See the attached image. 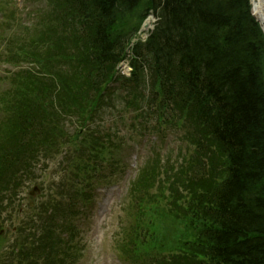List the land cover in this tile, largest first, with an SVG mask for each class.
<instances>
[{
	"label": "trees",
	"instance_id": "1",
	"mask_svg": "<svg viewBox=\"0 0 264 264\" xmlns=\"http://www.w3.org/2000/svg\"><path fill=\"white\" fill-rule=\"evenodd\" d=\"M62 2L66 8L53 14L51 31L46 26L49 33L25 46L29 58H5L12 64L28 62L34 55L29 63L46 77L28 80L29 70L11 73L12 87L5 94L9 96L1 101L5 117L0 122V213L8 195L23 182L18 172L30 168L24 157L30 143L47 137L40 150L46 153L63 144L59 139L67 121L83 123L88 101L80 73H87L88 85L97 92L125 58L130 39L151 12L157 20L154 30L131 49L132 73L124 81L137 87L146 82L154 89L155 97L145 102L140 115L152 117L157 128L169 118L176 128L183 121L179 140L191 168L161 170L155 153L141 169L128 191L131 211L134 207L137 214L117 243L120 260L122 264H264V37L251 16L250 0ZM133 16H137L134 30L125 31L123 26ZM68 92L80 101L65 96ZM58 126L59 132L54 130ZM89 136L92 151L104 153L91 132ZM88 148L85 138L76 145L82 154L90 153ZM161 187L186 197L181 203L173 199L163 206L151 205ZM160 218L167 221L171 238L181 231L183 246L154 238ZM38 221L42 225L33 228L41 229L37 240L28 246L31 228L21 224L13 247L0 251V264L71 263L60 245L61 228L53 221ZM151 243L158 250L149 248Z\"/></svg>",
	"mask_w": 264,
	"mask_h": 264
},
{
	"label": "rangeland",
	"instance_id": "2",
	"mask_svg": "<svg viewBox=\"0 0 264 264\" xmlns=\"http://www.w3.org/2000/svg\"><path fill=\"white\" fill-rule=\"evenodd\" d=\"M13 1L14 3L12 2V4H9L0 0V17L1 15H13L11 22L16 23V28H14V32H12V30L6 29L4 30V33L5 36H8V34H11L12 32L13 38L11 39V43L16 44L17 47L23 48L25 47V41L23 39H27L22 34V31L25 28L21 26V15H23V12L25 11V3L23 0ZM251 10L252 4L250 2V11ZM136 17L137 16H133L131 20L127 22V26H123L125 31L134 30ZM148 19H151V25H154L156 18L150 15L148 16ZM1 28L2 27L0 26V29ZM7 70H13V68L1 64L0 76L4 73V71ZM86 88H88V85L83 83L81 85V89L82 92L85 93L83 94L84 99L91 101V91L87 90ZM72 95L74 98H77L75 94ZM72 95L70 92H68L65 96L72 97ZM77 100L80 101L78 98ZM105 104L108 105L109 108L103 110V114H101V117L99 118L101 120V124L96 125L105 132L103 138L107 136V141L112 145H115L124 138V134L121 132V128L123 126H118L116 122H106L102 119L105 116H110L112 114L113 108H120V99L112 98L108 102H105ZM125 112L126 111L122 112L123 122L124 127L128 130L131 124L134 125V117L130 116L129 113L124 114ZM114 115L117 116L116 113H114ZM181 115L186 117L185 113L183 112ZM77 124L75 123V126H77ZM177 125L181 131L184 132L183 121L178 122ZM67 126L68 130L65 133V137L70 140L71 138L75 137L77 130L74 127V124L68 123V121ZM168 129L161 131L160 136H162L163 139L162 137H159V140L155 137V135L147 133L145 136L141 138L138 137L133 142L128 143L130 138L127 136L125 145L121 144L119 148V154L115 157H107L103 160V162H107L118 158V160H122L125 163V168L123 171L118 170L116 172L113 184L109 186L96 185L92 194V198L89 201L83 202L82 205H79V212L72 219L71 225H66V229H70L68 232L64 233L63 237L68 243L70 249L68 253L74 264H120V259L116 248L117 243H120L119 238L122 236V228L126 224V226H132L135 215L137 214V209L134 210V207L131 211L133 200H131V198L126 195V193L130 188H132L138 176L141 174L142 170L140 171L139 169L146 164L145 161L150 156L151 148L154 147L158 152H160L158 154L160 156L159 166L161 170H170V168H174L176 170H180V172H185L191 168V160L187 151H184L183 147L179 148L181 144L178 141V133L176 132V134L174 131ZM10 130L11 129L9 128V132ZM128 131L133 130L131 129ZM103 138L99 139L98 143L102 142ZM132 143L137 146V154L133 152ZM53 149L54 150H51L47 155H44L40 158L39 162L34 168V172L29 170L23 172L24 187L18 194V197L14 200L13 207L11 208L8 206L6 207L5 211V206H3L2 212L0 213L3 214L4 217L0 232V251H7L13 247L14 240L18 238L16 227L25 222V214L28 211L31 212V214L37 213V215H39L43 213V207L50 209L53 205H55L52 201V199L55 200L52 196V192H54L55 188L57 187L55 186V183L59 180L61 173L64 174L61 184L66 187L68 196H78L82 187L86 184L84 181L85 178H87L93 171V169L87 170L84 168V161L87 158H83L82 161L79 159L78 164L76 163L79 169L76 173L77 175H69L66 170H69L71 173L73 171L71 167L73 160H69V158L73 157L76 159V156L69 154L65 160H63L62 157L64 154L63 150L65 149L64 146L57 144V146ZM187 160H189V162H187ZM92 161L96 162L95 168L99 167L103 163L101 160L94 158ZM144 162L145 164L142 165ZM196 163L197 160L193 161L192 165ZM148 165H145L144 167L146 168ZM208 171L210 172L211 168ZM107 174L108 171H105L104 175ZM147 175H149V173H147ZM163 189L164 187L158 188V193L156 192L154 197L149 201L151 205H154L155 202H159L158 206H163L165 200L173 199H175L176 203H181L184 197H186L184 193H178V195L171 194L166 193L167 191ZM30 192L33 193V195H30ZM173 214L176 215L178 212L173 211ZM166 222L167 221L162 218L158 220L156 230L154 231V238H158L159 236L165 245H169L168 241H171L172 244L177 243L178 245L183 246L184 244L180 237L181 231L174 235L176 239L171 238L170 233H168V225ZM53 223H55L54 225L62 226V228L65 227L61 221H54ZM37 225L39 224L37 223ZM40 234V228L33 229L30 232V236L27 238L28 246H30L29 243L36 241V238H38ZM148 247L158 250V248L154 247L152 243L148 244ZM141 253L147 254L145 250H142Z\"/></svg>",
	"mask_w": 264,
	"mask_h": 264
},
{
	"label": "bare ground",
	"instance_id": "3",
	"mask_svg": "<svg viewBox=\"0 0 264 264\" xmlns=\"http://www.w3.org/2000/svg\"><path fill=\"white\" fill-rule=\"evenodd\" d=\"M251 4H252L251 13L254 16V18H256L259 21L264 32V0H252ZM149 21L150 20L146 22V26L147 24H149Z\"/></svg>",
	"mask_w": 264,
	"mask_h": 264
},
{
	"label": "water",
	"instance_id": "4",
	"mask_svg": "<svg viewBox=\"0 0 264 264\" xmlns=\"http://www.w3.org/2000/svg\"><path fill=\"white\" fill-rule=\"evenodd\" d=\"M257 23L259 24V27L261 28V30L263 31V28L261 27V24L259 23V21L256 19ZM264 33V32H263Z\"/></svg>",
	"mask_w": 264,
	"mask_h": 264
}]
</instances>
